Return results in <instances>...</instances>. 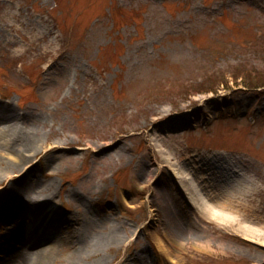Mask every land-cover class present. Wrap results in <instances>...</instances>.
Here are the masks:
<instances>
[{"label":"rangeland","instance_id":"374dc122","mask_svg":"<svg viewBox=\"0 0 264 264\" xmlns=\"http://www.w3.org/2000/svg\"><path fill=\"white\" fill-rule=\"evenodd\" d=\"M236 67L264 69V0H0V107L44 137L27 160L45 199L0 220V261L11 245L33 253L61 240L50 264L75 250L79 264H264L262 241L197 216L172 173L223 151L264 185V88L217 85ZM154 110L168 113L152 126ZM166 154L172 165L156 168ZM15 158L0 147L2 163ZM241 202L264 207V195ZM160 240L189 253L180 260Z\"/></svg>","mask_w":264,"mask_h":264},{"label":"bare ground","instance_id":"6f19581e","mask_svg":"<svg viewBox=\"0 0 264 264\" xmlns=\"http://www.w3.org/2000/svg\"><path fill=\"white\" fill-rule=\"evenodd\" d=\"M22 34L28 39H32L35 36L34 31H23ZM10 110L14 111L11 108ZM167 113V110H162L161 112L154 110L151 113L153 115L150 116V125L153 126L157 122L162 121ZM13 115L9 110L0 107V147L7 149L16 156L13 161H8L7 163H2V160H0V220H4L8 225L13 224L15 213L19 207L35 206L37 203V207H40L41 203L45 201L43 197L39 196V188H42L43 184L31 180L34 164L29 162V159L27 160L28 157L39 154L41 148L37 150V147L42 143L44 137L38 131H30L23 128L22 125H18L16 121L19 122L21 119ZM143 131L145 132V129ZM104 143L107 146L113 145L111 140H107ZM104 143H96L94 147L101 148ZM57 146L52 145L48 150ZM235 156L237 155L233 153L216 151L210 155L211 159H208L207 163L201 164L200 167L195 168L194 165L187 166L180 162V164L173 167L172 173L179 183V187H183V190L181 189L182 194L189 193L191 199L186 195L184 196L187 200L189 199L191 208L197 216L206 214V219L214 220L225 218L230 225L237 227L236 231H240L254 240L262 241L264 244V207L260 205L246 207L241 202L242 199L250 197L253 203L257 195H264V185L256 178L245 175L243 172L241 174L232 163L231 159H234ZM153 163L156 168H166L172 165L170 156L167 154L162 160L156 158ZM149 166L147 163L142 170L145 182L150 180V177L154 174V170ZM236 166L239 169H244L238 163H236ZM202 171H207V176L201 174ZM261 180L264 181V178L261 177ZM162 191L163 188L154 190L151 194L153 197L151 202L157 201L158 204V199L159 201L162 200L161 197L164 195ZM166 221L173 223L176 232L179 233L178 237L183 234V227L179 220L176 219L172 209L167 211ZM7 229L9 230L6 236L10 237V240L15 241L18 245V241L13 237L17 235V233H14V225L13 228L9 227ZM168 235L173 243L178 244L180 239H174L177 236L176 234L170 233ZM71 239L74 238L72 237ZM103 241L104 237H99L96 240L97 246ZM195 242L197 246H203L200 245L203 244L202 242ZM183 244L181 243L176 247L168 245L167 248H164L162 240L159 242L162 251L167 252L169 250L173 252L175 250L176 257L180 260L189 253ZM83 246L87 248L86 244H81L82 249ZM206 246L208 250L211 245L206 243ZM40 249L31 253L30 251H25L22 245L20 247H12L11 245L7 249L9 251L8 254L0 261V264H50L52 261H59L62 257L63 241L53 242L49 246ZM81 257L80 253L75 250L71 253L68 262L70 264H79L80 260H82ZM137 258L136 254L133 255V259L138 260ZM171 261L173 260L171 259Z\"/></svg>","mask_w":264,"mask_h":264},{"label":"trees","instance_id":"16d2710c","mask_svg":"<svg viewBox=\"0 0 264 264\" xmlns=\"http://www.w3.org/2000/svg\"><path fill=\"white\" fill-rule=\"evenodd\" d=\"M237 70H240L241 72H235ZM231 77V78H230ZM230 77H225V81H222L221 83H217L218 86H223L224 88H228L231 85H229V80L234 81L236 85L238 83L248 87V88H257V87H264V69H258L255 67L251 68H241L236 67ZM248 77V78H247ZM240 78V80H238ZM198 91H217L218 89L211 86L207 87L205 84L201 83L199 87H197Z\"/></svg>","mask_w":264,"mask_h":264}]
</instances>
